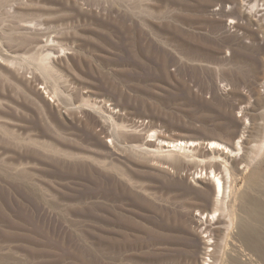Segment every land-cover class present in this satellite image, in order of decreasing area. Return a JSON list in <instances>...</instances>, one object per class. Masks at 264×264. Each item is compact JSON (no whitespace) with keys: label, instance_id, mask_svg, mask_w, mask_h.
Returning a JSON list of instances; mask_svg holds the SVG:
<instances>
[{"label":"rangeland","instance_id":"374dc122","mask_svg":"<svg viewBox=\"0 0 264 264\" xmlns=\"http://www.w3.org/2000/svg\"><path fill=\"white\" fill-rule=\"evenodd\" d=\"M6 1L0 264H264V0Z\"/></svg>","mask_w":264,"mask_h":264},{"label":"bare ground","instance_id":"6f19581e","mask_svg":"<svg viewBox=\"0 0 264 264\" xmlns=\"http://www.w3.org/2000/svg\"><path fill=\"white\" fill-rule=\"evenodd\" d=\"M1 1V0H0ZM6 1V0H5ZM8 1V0H7ZM6 1V2H7ZM56 1H61V0H56ZM64 1V0H63ZM213 1V0H212ZM221 1V0H220ZM223 1V0H222ZM51 2V1H50ZM214 2V1H213ZM205 3V2H204ZM209 2H207V4H208ZM211 3V2H210ZM215 4H216V1L214 2ZM221 3V2H220ZM9 4V3H8ZM7 4V5H8ZM21 4V3H20ZM217 4H218V2H217ZM205 5V4H204ZM212 5V4H211ZM2 6V5H1ZM0 6V7H1ZM7 7V6H6ZM74 7V6H73ZM201 7V6H200ZM203 7V6H202ZM205 7V6H204ZM209 7V6H208ZM202 9V8H201ZM207 9V8H206ZM263 9V8H262ZM263 12V11H262ZM264 14V13H263ZM26 24V23H25ZM35 24V23H34ZM22 25V24H21ZM24 25V24H23ZM31 26H32V24H31ZM41 26V25H40ZM26 27V26H25ZM37 27V26H36ZM12 29V28H11ZM47 29V28H46ZM158 50V49H157ZM163 51V50H162ZM160 53V52H159ZM47 58H48V56H47ZM212 136V135H211ZM181 139V138H180ZM191 139V138H190ZM188 140V141H186V140H177V141H169V142H165V144L166 145H168L169 147H171L172 149H178V148H182V147H184L185 146V143H189L190 145L191 144H193L195 141L194 140ZM162 142V141H161ZM211 148H212V150L213 151H216V150H220V149H222L223 147H221V144H219L218 142H216L215 140L214 141H211ZM184 145V146H183ZM163 149V148H162ZM171 149V150H172ZM214 176V178H215V185H216V190H217V197L218 198H216V199H218V201L221 199V201H222V196H223V193H224V184H223V182H222V179L220 178V176H217L216 174H214L213 175ZM258 200V199H257ZM262 200V199H261ZM260 200V201H261ZM218 201H216V202H218ZM221 201H219L220 202V204L219 205H222L221 204ZM257 202V201H256ZM259 202V201H258ZM257 202V203H258ZM264 202V201H263ZM256 204V203H255ZM212 205H213V203H212ZM219 205H217V206H219ZM259 205H261V206H263V208H264V203H260ZM258 205V206H259ZM206 206V205H205ZM204 206V207H205ZM211 206V205H210ZM258 206H256L255 208H257ZM193 207V206H192ZM191 207V209H193ZM211 208H212V206H211ZM254 208V209H255ZM259 208H261V207H259ZM201 209H203V208H201ZM208 207H206L205 208V215H206V212L208 211ZM218 209V208H217ZM192 211V210H191ZM215 211V210H214ZM202 212H203V210H202ZM217 212V211H216ZM260 212V211H259ZM259 212H258V214H259ZM200 213V212H199ZM212 213H213V210H212ZM214 214H215V212H214ZM214 214H211V217H210V219H215L216 218V216L217 215H214ZM221 214V213H220ZM251 214V213H250ZM252 215V214H251ZM255 215H257V214H255ZM208 216H210L209 214H208ZM219 216V215H218ZM217 216V217H218ZM248 218V217H247ZM246 218V219H247ZM251 218V217H250ZM258 218V217H257ZM207 219V218H206ZM206 219H204V221L206 220ZM218 219H220L219 217H218ZM262 219H264V217H262ZM207 220H209V217H208V219ZM241 220V219H240ZM239 220V221H240ZM163 221H161V222H159V223H162ZM166 222V221H165ZM213 222V221H212ZM253 223H254V221H252ZM251 221H245V220H241L240 221V226H239V235L244 239V241H246V243H247V245H249L251 248H253L254 250H257V251H259V252H264V245L263 244H261V242L260 241H262L261 240V233L257 230V226H255L253 223H252ZM205 223H206V221H205ZM210 223V222H209ZM239 223V222H238ZM197 224V223H196ZM163 225V224H162ZM257 227V228H256ZM238 237V236H237ZM231 245V244H230ZM235 245V244H234ZM249 247V248H250ZM256 251V252H257ZM242 256V255H241ZM234 258V257H233ZM230 259H232V257L230 258ZM234 260V259H233ZM232 261V260H231ZM229 262V261H228ZM264 262V261H263Z\"/></svg>","mask_w":264,"mask_h":264}]
</instances>
